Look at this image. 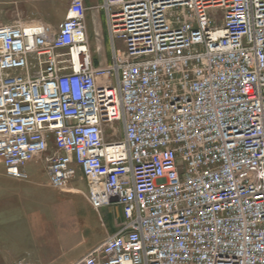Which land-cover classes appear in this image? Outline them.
Instances as JSON below:
<instances>
[{
	"label": "built area",
	"instance_id": "built-area-1",
	"mask_svg": "<svg viewBox=\"0 0 264 264\" xmlns=\"http://www.w3.org/2000/svg\"><path fill=\"white\" fill-rule=\"evenodd\" d=\"M96 8L107 66L84 0L56 27L0 20L5 174L26 180L43 156L53 188L81 175L94 210L121 208L72 264H264V0Z\"/></svg>",
	"mask_w": 264,
	"mask_h": 264
},
{
	"label": "rangeland",
	"instance_id": "rangeland-1",
	"mask_svg": "<svg viewBox=\"0 0 264 264\" xmlns=\"http://www.w3.org/2000/svg\"><path fill=\"white\" fill-rule=\"evenodd\" d=\"M70 1L0 0V20L5 23L44 21L56 27L65 18ZM100 1L84 0L87 33L94 65L107 66L111 63V54L105 18L96 8ZM118 46L123 47L121 41H118ZM51 151L52 144L48 153ZM43 158L37 157L29 162L33 169L29 171L27 181L5 178L4 166L0 163V244L13 245L21 239L25 245H31L36 250L45 244L61 242L63 236L69 233L72 237L69 239L74 243H84L69 252L77 260L88 253L85 251L89 244L95 247L117 231L120 208L118 219H114L117 217L116 206L94 210L85 197L87 181L81 175L63 190L53 188L48 183ZM15 193L34 196L19 208L13 205L12 194Z\"/></svg>",
	"mask_w": 264,
	"mask_h": 264
},
{
	"label": "crops",
	"instance_id": "crops-1",
	"mask_svg": "<svg viewBox=\"0 0 264 264\" xmlns=\"http://www.w3.org/2000/svg\"><path fill=\"white\" fill-rule=\"evenodd\" d=\"M29 162H27L25 165L26 171L28 173L33 169L32 166L29 164ZM4 177L11 179L5 174ZM14 180H18V179H14ZM19 181H24V180H19ZM25 181H27V179ZM48 183H49V177H48ZM33 196H34L33 194H23V193L12 194V198H13L12 201L14 207L22 208L24 206V201H27V199H31ZM115 208H116L115 212H117V217L114 219H118V209L120 207L118 208V206H116ZM119 212H120V220H122L121 208L119 209ZM20 232L21 229L19 233ZM69 238H72L71 235L69 233H66V235L63 236L61 242L58 243L52 242L50 244H45L42 245L41 247H38L36 250L33 249L31 245H25L21 241V239H18V243L15 242L13 245H7L3 242L0 244V264H10L17 260H23L28 264H72L76 261L75 260L76 258L72 253L69 255V252L72 251L76 246H79L84 243L82 241L74 243ZM93 246L94 245L89 244L86 248L85 253L89 252L93 248Z\"/></svg>",
	"mask_w": 264,
	"mask_h": 264
},
{
	"label": "bare ground",
	"instance_id": "bare-ground-1",
	"mask_svg": "<svg viewBox=\"0 0 264 264\" xmlns=\"http://www.w3.org/2000/svg\"><path fill=\"white\" fill-rule=\"evenodd\" d=\"M77 192V191H76Z\"/></svg>",
	"mask_w": 264,
	"mask_h": 264
}]
</instances>
